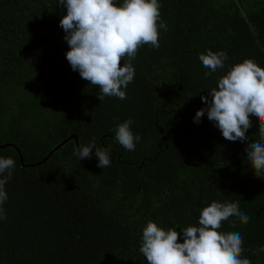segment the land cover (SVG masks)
I'll use <instances>...</instances> for the list:
<instances>
[{"label": "trees", "instance_id": "1", "mask_svg": "<svg viewBox=\"0 0 264 264\" xmlns=\"http://www.w3.org/2000/svg\"><path fill=\"white\" fill-rule=\"evenodd\" d=\"M120 3L121 0H116ZM159 47L142 46L126 99H97L99 89L73 71L59 26L58 0H0V157L15 161L0 205V264H147L143 228L197 226L211 202L239 204L247 224L230 218L218 231L239 232L242 258L264 264V174L246 160L259 142H232L196 112L229 67L264 68V0H158ZM225 51V68L205 77L198 59ZM131 119L134 151L115 138ZM107 148L110 166L73 150ZM233 223L235 226L233 227ZM178 242H183L182 237Z\"/></svg>", "mask_w": 264, "mask_h": 264}, {"label": "clouds", "instance_id": "2", "mask_svg": "<svg viewBox=\"0 0 264 264\" xmlns=\"http://www.w3.org/2000/svg\"><path fill=\"white\" fill-rule=\"evenodd\" d=\"M66 9L59 26L65 32L64 40L69 45L66 59L73 71L99 89L97 99L105 97L126 99L124 89L133 81L135 68L132 60L138 50L149 45L159 47V29L167 30L161 20V4L158 0H58ZM202 65L209 69L205 77L217 69L225 68L228 54L225 51L198 56ZM218 87L201 96L206 107L199 109L193 120L199 123L207 114L224 139L232 142L248 141L247 131L252 127L250 117L259 122V142L247 143L246 160L256 177L264 174V68L253 60L245 59L228 68L217 81ZM131 119L119 124L115 138L128 151H134L139 135H134ZM95 148L97 167L110 166L107 148L94 143L81 145L73 150L79 160L91 159ZM15 161L11 157H0V205L7 200L5 185L11 179ZM238 218L247 224L250 217L240 211L233 202H211L199 215L197 226L182 228L181 232L158 227L149 221L142 231L139 251L147 264H251L242 258L243 238L239 232L218 231L225 221ZM0 219H6L0 207ZM233 227L235 224L233 223ZM182 237L183 242H178ZM264 252V246L255 250Z\"/></svg>", "mask_w": 264, "mask_h": 264}]
</instances>
